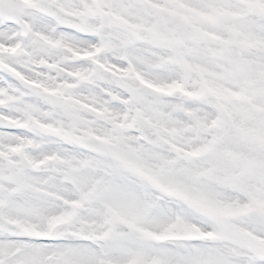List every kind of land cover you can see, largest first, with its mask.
Returning a JSON list of instances; mask_svg holds the SVG:
<instances>
[{
    "label": "snow or ice",
    "instance_id": "6c2138e0",
    "mask_svg": "<svg viewBox=\"0 0 264 264\" xmlns=\"http://www.w3.org/2000/svg\"><path fill=\"white\" fill-rule=\"evenodd\" d=\"M0 264H264V0H0Z\"/></svg>",
    "mask_w": 264,
    "mask_h": 264
}]
</instances>
